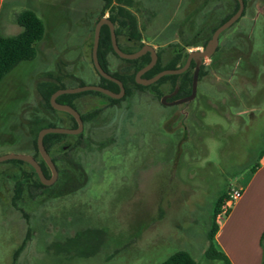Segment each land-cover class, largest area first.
Returning <instances> with one entry per match:
<instances>
[{
	"label": "rangeland",
	"instance_id": "rangeland-1",
	"mask_svg": "<svg viewBox=\"0 0 264 264\" xmlns=\"http://www.w3.org/2000/svg\"><path fill=\"white\" fill-rule=\"evenodd\" d=\"M224 1L230 9L231 0ZM220 2L133 0L130 10L142 43L160 50L166 64L177 53L203 50L200 31L225 14ZM100 3L4 0L1 35L25 10L36 12L45 31L35 57L0 82V156L30 155L29 139L44 119L38 82L96 85L91 49ZM259 16L264 18V0H248L247 14L221 35L213 62L203 59L207 73L188 102L163 107L148 92H134L114 106L95 96L78 98L77 112H103L84 125L82 137L91 146L75 152L80 166L71 169L73 181L57 183V177L34 198L24 191L14 204L8 174L15 167L0 163V264L12 263L28 234L15 264H160L178 251L204 264L217 197L242 184L264 147V22L252 25ZM16 27L21 31L13 26L7 36ZM118 43L135 46L125 36ZM112 61V70L124 66ZM160 89L166 100L169 88ZM68 239L75 240L70 249Z\"/></svg>",
	"mask_w": 264,
	"mask_h": 264
},
{
	"label": "trees",
	"instance_id": "trees-1",
	"mask_svg": "<svg viewBox=\"0 0 264 264\" xmlns=\"http://www.w3.org/2000/svg\"><path fill=\"white\" fill-rule=\"evenodd\" d=\"M231 2V8L229 9L228 3H226L224 0H221L218 9H220L221 13L225 12V14H222L220 21L209 31H203V33L201 34V36H203L204 38L202 46H205L207 41L210 39L213 31L237 11V1L231 0ZM243 2V13L240 19H238L236 23L232 25V27H234L247 14L248 0H243ZM132 7L133 0H101L99 6V14L96 19L97 22L107 13L108 19L114 25V32L117 42L120 36H125L135 42V46L132 50H125L121 48L118 44L120 49L125 53L135 52L144 45V43L141 42L142 37L138 26L137 18L135 14L130 10ZM259 21L264 22V18L259 16L256 21H253L252 25L255 26V24ZM15 22L21 28V31L18 34L12 36H4L0 34V82L20 62L30 61L35 57V45L40 42L44 36V24L39 18V16L36 14V12H34L33 10H25L22 13L18 14L15 18ZM194 44L197 45L198 43H187L186 46H194ZM156 53L158 56L156 64L149 71L143 74V78H151L162 70L176 69L178 67H181L185 63L187 57L186 52L177 53L166 64H162L160 50L157 49ZM97 58L102 69L123 84L125 88L124 97L122 99H112L100 92L85 91L76 94L59 95L56 98L57 103L69 105L74 108V102L78 98L90 95L105 99L109 102V106H114L119 104L126 98L132 99L134 96V92H148L154 98L160 100L163 95L160 89L161 86H167L169 88V92L176 90V95L172 99L184 98L189 96L191 93L193 64H191L190 69L186 70L185 72L179 75H165L151 85L142 86L136 84L135 74L149 63L150 54L146 53L140 56L139 58L133 60H125L118 57L113 51L110 40V31L107 25H103L100 29ZM112 58L121 61L122 63H124V66L112 70ZM212 62L213 61L211 60V63ZM92 67L97 76L96 85H99L115 93L119 91L118 85L116 83L101 77L97 73L93 66V63ZM206 73V67L202 65L199 70L198 79L200 80L206 75ZM82 85V83L78 84V86ZM64 88L65 86L60 79H50L37 84V93L41 99V109L44 113V119L43 121H40V124L32 132V136L29 139V147L31 149L30 155L37 161L42 170L43 175L46 178H49L51 173L37 149L36 138L38 132L46 127H66L70 129H74L77 127L75 119L70 114L63 111H58L54 109L50 104V96L58 89ZM102 112L103 109H93L85 113L79 112V114L81 120L83 121V124L86 125L89 122L95 121ZM82 136V134L72 136L56 133H50L44 136L43 146L46 152L49 154L56 168L58 174L57 183H69L75 179L74 175L71 172V169H79L76 168V165L80 166V163H75L74 155L77 154L75 152L80 150L82 147L91 146V144L88 143L86 139H84ZM69 138H75V142H66ZM100 146H102V144H100ZM262 154H264V149H262L260 152V155ZM3 164H10L15 167V171L13 173L8 174L11 180L13 181L12 201L14 202V204L20 200L24 191H27L30 197L34 198L38 195L39 190L41 188H47L40 183L34 169L27 163L19 160H8L3 162ZM24 166L28 167V170H26ZM254 169L255 166L251 168V171H254ZM226 198L227 192L222 191L217 197L212 208L211 221L207 234V239L209 243L207 249L205 250V257L209 260H219L223 264H230L225 254L220 251H217L212 245L213 236L218 230V225L215 223V217L220 212V208ZM83 232L77 233V237L84 234ZM87 232L89 233V230H87ZM29 239L30 235L28 234L18 246V248L14 251L11 264L16 263L18 257L25 249ZM74 241V239H68L66 241V246H69L66 248L70 249L69 247L75 244ZM260 242L261 244L264 242V231L261 235ZM80 255L82 256V253ZM87 255L88 254L83 256ZM160 264H198V262L188 252L178 251L171 254L166 260H164Z\"/></svg>",
	"mask_w": 264,
	"mask_h": 264
},
{
	"label": "water",
	"instance_id": "water-1",
	"mask_svg": "<svg viewBox=\"0 0 264 264\" xmlns=\"http://www.w3.org/2000/svg\"><path fill=\"white\" fill-rule=\"evenodd\" d=\"M236 1L238 3L237 11L231 17H229L224 23H222L220 26H218L213 31L211 38L207 41V43H206V45L202 51H191V52H189L188 56L185 60V63L181 67H178L176 69L162 70L159 73H157L155 76L148 78V79L143 78V74L146 73L147 71H149L157 62L158 57H157L155 49L150 45H144L138 51L133 52V53L122 52L117 45L116 36H115V32H114V25L112 24V22L107 17H103V18L99 19L94 26V33H93V43H92V49H91L93 66H94L95 70L97 71V73L101 77L116 83L119 87V91L117 93H115V92L110 91L106 88H103L99 85H90V86H83L82 85V86H77L74 88L58 89L57 91H55L50 96L51 106L58 111H63V112L70 114L75 119V121L77 123V127L74 129H70V128H66V127H46V128L41 129L38 132L37 138H36V145H37V149H38L40 156L42 157V159L44 160V162L46 163V165L48 166V168L50 170L51 175L49 178H46L43 175L39 164L29 154H15V153L4 154V155L0 156V163L8 161V160L23 161V162L27 163L28 165H30L34 169L40 183L43 186H49V185L53 184L57 178V171H56V168H55L49 154L46 152V150L43 146L44 136L47 134H50V133L77 135V134H80L84 128L83 121L81 120L80 114L73 107H71L69 105L57 103L56 98L62 94H76V93H81V92H85V91L100 92V93H102V94H104V95H106L112 99H121L125 95V88H124L123 84L119 80L115 79L114 77H112L111 75L106 73L102 69V67L100 66V64L98 62L97 50H98V45H99L100 29L103 25H107L109 28L111 45H112L113 51L116 53V55L118 57H120L122 59H126V60H133V59L139 58L140 56H142L146 53H150L149 63L146 66H144L142 69H140L135 74V82L137 84H140L142 86H148V85L155 83L156 81H158L161 77H163L165 75H179V74L185 72L189 68L191 62L193 61L195 63V67H194V72H193V76H192L190 95L187 97L175 100L174 102H172L170 104L178 105V104H182V103H185V102L192 100L195 96V93H196L199 67L202 64L203 59L210 58L212 56V54L215 52V50L218 46L219 36L225 30L230 28L240 18V16L243 13V10H244L243 0H236ZM161 103L166 104L165 103V97L161 98Z\"/></svg>",
	"mask_w": 264,
	"mask_h": 264
},
{
	"label": "crops",
	"instance_id": "crops-1",
	"mask_svg": "<svg viewBox=\"0 0 264 264\" xmlns=\"http://www.w3.org/2000/svg\"><path fill=\"white\" fill-rule=\"evenodd\" d=\"M3 2L4 0H0V12ZM13 22L9 21L3 26L4 35H9L11 28L17 26L15 19ZM18 33L16 27L14 35ZM262 149L264 147L257 152V161L252 166H255L254 171H251L252 167L246 170L242 184L235 185L242 187V197L229 206L227 216L212 239L214 248L224 253L230 264H264V242H260L264 231V154L260 155ZM205 260L204 264H223L219 260H209L206 257Z\"/></svg>",
	"mask_w": 264,
	"mask_h": 264
},
{
	"label": "built area",
	"instance_id": "built-area-1",
	"mask_svg": "<svg viewBox=\"0 0 264 264\" xmlns=\"http://www.w3.org/2000/svg\"><path fill=\"white\" fill-rule=\"evenodd\" d=\"M243 189L240 186H232L227 191V198L220 208V212L215 217V223L219 226L228 214L229 206L242 197Z\"/></svg>",
	"mask_w": 264,
	"mask_h": 264
},
{
	"label": "flooded vegetation",
	"instance_id": "flooded-vegetation-1",
	"mask_svg": "<svg viewBox=\"0 0 264 264\" xmlns=\"http://www.w3.org/2000/svg\"><path fill=\"white\" fill-rule=\"evenodd\" d=\"M219 10H220V9H219ZM106 14H107V13H106ZM240 17H241V16H240ZM102 18H103V17H102ZM107 18H108V17H107ZM239 19H240V18H239ZM241 20H242V19H241ZM137 22H138V21H137ZM235 23H236V22H235ZM252 23H253V22H252ZM95 24H96V23H95ZM138 26H139V25H138ZM231 27H232V26H231ZM231 27H230V28H231ZM234 27H235V26H234ZM234 27H232V28H234ZM230 28H228V29H230ZM228 29H227V30H228ZM201 30H202V31H200V34L203 33V29H201ZM225 31H226V30H225ZM225 31H224V32H225ZM224 32H223V33H224ZM93 33H94V29H93ZM220 37H221V36H219V43H218V46H217L215 52H214V53L212 54V56L210 57L211 60H212V58H213V55L219 50ZM210 38H211V37H210ZM116 41H117V40H116ZM141 42H142V41H141ZM118 44H119V43L117 42V45H118ZM144 45H146V44H144ZM144 45H143V46H144ZM205 45H206V44H205ZM119 46H120L121 48L125 49V50H132V49L134 48V47H133L132 49H130L129 47H125V46H123V45H119ZM119 46H118V47H119ZM150 46H151V45H150ZM120 47H119V49H120ZM202 47H203V49H204L205 46H202ZM154 49H155V48H154ZM120 50H121V49H120ZM121 51H122V50H121ZM137 51H138V50H137ZM155 51H157V49H155ZM122 52H123V51H122ZM135 52H136V51H135ZM190 52H191V51H190ZM124 53H125V52H124ZM131 53H133V52H131ZM186 53H187V56H188V53H189V52H186ZM115 54H116V53H115ZM149 54H150V53H149ZM156 54H157V53H156ZM173 56H174V55H173ZM157 57H158V56H157ZM171 58H172V57H171ZM186 58H187V57H186ZM121 59H122V58H121ZM157 59H158V58H157ZM125 60H126V59H125ZM112 62H113V61H112ZM92 63H93V62H92ZM210 63H211V61H210ZM191 64H193L192 72H194L195 63L192 61ZM191 64H190V66H189L188 69H190ZM202 65H203V64H202ZM202 65H200V67H201ZM204 66H205V65H204ZM200 67H199V70H200ZM188 69H187V70H188ZM198 75H199V74H198ZM192 76H193V75H192ZM136 84H137V83H136ZM139 85H140V84H139ZM118 88H119V87H118ZM175 95H176V90L170 92L169 95H168L169 97L165 100V103H166V104H162V103H161V98H160V100H159L160 104L163 105V106H174V105H172V104H170V103L174 102L175 100H178V99H172ZM123 97H124V96H123ZM123 97H122V98H123ZM122 98H121V99H122ZM180 99H181V98H180ZM78 113H79V112H78ZM83 125H84V124H83ZM83 130H84V128H83ZM82 132H83V131H82ZM82 132H81L80 134H82ZM77 135H79V134H77ZM57 177H58V174H57ZM55 181H56V180H55ZM55 181H54V182H55ZM45 187H47V186H45Z\"/></svg>",
	"mask_w": 264,
	"mask_h": 264
}]
</instances>
